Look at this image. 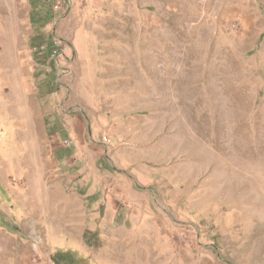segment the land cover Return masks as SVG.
Returning <instances> with one entry per match:
<instances>
[{"label": "rangeland", "instance_id": "rangeland-1", "mask_svg": "<svg viewBox=\"0 0 264 264\" xmlns=\"http://www.w3.org/2000/svg\"><path fill=\"white\" fill-rule=\"evenodd\" d=\"M0 264H264V0H0Z\"/></svg>", "mask_w": 264, "mask_h": 264}, {"label": "built area", "instance_id": "built-area-1", "mask_svg": "<svg viewBox=\"0 0 264 264\" xmlns=\"http://www.w3.org/2000/svg\"><path fill=\"white\" fill-rule=\"evenodd\" d=\"M57 54H58V51L55 50V51L53 52V55L55 56V55H57Z\"/></svg>", "mask_w": 264, "mask_h": 264}]
</instances>
